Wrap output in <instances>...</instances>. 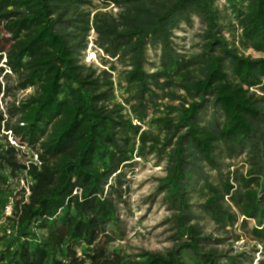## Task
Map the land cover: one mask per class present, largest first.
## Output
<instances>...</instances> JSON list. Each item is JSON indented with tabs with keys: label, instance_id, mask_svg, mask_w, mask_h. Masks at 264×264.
Instances as JSON below:
<instances>
[{
	"label": "trees",
	"instance_id": "obj_1",
	"mask_svg": "<svg viewBox=\"0 0 264 264\" xmlns=\"http://www.w3.org/2000/svg\"><path fill=\"white\" fill-rule=\"evenodd\" d=\"M100 2L0 0V264H264V0ZM151 162L173 246L130 255L121 211Z\"/></svg>",
	"mask_w": 264,
	"mask_h": 264
},
{
	"label": "rangeland",
	"instance_id": "obj_2",
	"mask_svg": "<svg viewBox=\"0 0 264 264\" xmlns=\"http://www.w3.org/2000/svg\"><path fill=\"white\" fill-rule=\"evenodd\" d=\"M95 7L102 8L100 0H92ZM219 6L223 8L220 3ZM102 10V9H100ZM107 11L111 8L106 9ZM113 12L117 10L113 9ZM203 25L193 18L187 25H182L176 31L175 43L182 53L186 55L197 54L200 52L203 39ZM95 33L91 31L89 37V46L85 55L87 63L94 62L96 66L103 67L100 63L101 53H97L93 41ZM255 58L262 57L252 51L246 52ZM152 62H156L154 52L149 54ZM28 91L27 93H30ZM211 118V114H209ZM208 120V119H207ZM163 166L158 167L153 162L143 163L138 166L136 173L131 177L130 192L127 197V206L121 211L122 241H117L115 246L122 249L130 255H136L141 252L165 253L173 246V222L172 213L163 203L162 196L157 195L159 181L164 177ZM194 203L199 201L195 199ZM207 227L206 233H213V226L207 217L201 220ZM245 241L235 245L240 249Z\"/></svg>",
	"mask_w": 264,
	"mask_h": 264
},
{
	"label": "built area",
	"instance_id": "obj_3",
	"mask_svg": "<svg viewBox=\"0 0 264 264\" xmlns=\"http://www.w3.org/2000/svg\"><path fill=\"white\" fill-rule=\"evenodd\" d=\"M13 213V208H12V200L7 204L4 210V217L0 221V237L4 234L3 230L1 229L2 224L5 223L7 217H11ZM11 230L7 231V234H10Z\"/></svg>",
	"mask_w": 264,
	"mask_h": 264
}]
</instances>
